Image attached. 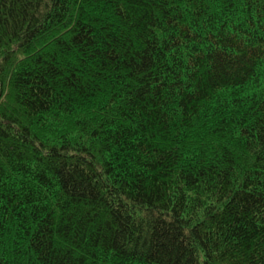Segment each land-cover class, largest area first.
I'll return each mask as SVG.
<instances>
[{"label": "trees", "instance_id": "obj_1", "mask_svg": "<svg viewBox=\"0 0 264 264\" xmlns=\"http://www.w3.org/2000/svg\"><path fill=\"white\" fill-rule=\"evenodd\" d=\"M0 264H264V0H0Z\"/></svg>", "mask_w": 264, "mask_h": 264}]
</instances>
